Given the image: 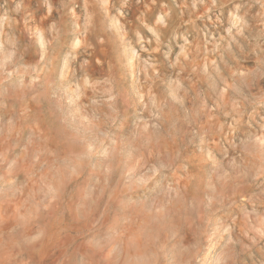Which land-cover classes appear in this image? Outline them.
Returning a JSON list of instances; mask_svg holds the SVG:
<instances>
[{
    "label": "rangeland",
    "instance_id": "1",
    "mask_svg": "<svg viewBox=\"0 0 264 264\" xmlns=\"http://www.w3.org/2000/svg\"><path fill=\"white\" fill-rule=\"evenodd\" d=\"M239 2L217 0L213 6L211 0H204L193 8V0H175L174 4L172 0H155L154 4L130 0L126 16L121 17L117 9L122 0H0V156L4 161L0 165L4 176L0 223L11 226L6 239L16 230L21 234L17 239L22 240L19 246L13 241L0 248V264H164L168 260L167 245L150 248L145 218L162 208L170 195L175 196V190L186 194L192 178L177 173L165 181L154 199H123L145 181L138 175L139 157L132 151V137L118 161L107 139L103 146L98 142L94 117L104 107L112 84L110 51L120 46L130 76L135 70L134 56H148L139 52L130 29L153 39L138 18L143 13L145 23L151 24L158 14L171 10L176 42L182 45L181 34L188 33V41L199 51L189 59L195 57L200 68L205 57L212 60L220 49L231 46L233 52L244 50L245 68L250 70L257 61H264V7L254 2L248 6L246 0L237 11ZM106 18L108 39L102 45L96 29ZM122 32L128 33L131 47L122 42ZM240 32L242 37L237 35ZM206 39L214 43L205 48ZM230 39L235 41L232 45ZM151 47H155L154 39ZM53 48L62 54L61 81L71 80L78 57L98 55L104 66L99 72L83 67L81 75L83 71L90 74L82 81L83 88L74 83L54 88L52 61L45 55ZM90 96L97 105L86 106ZM114 161L128 181L127 189L123 180H113ZM243 163L253 169L251 179L262 161L246 153ZM251 195L237 198L234 224L223 233L220 246L213 245L214 255L196 233L184 244L176 232L170 237L175 256L169 264H264V197L253 203Z\"/></svg>",
    "mask_w": 264,
    "mask_h": 264
},
{
    "label": "clouds",
    "instance_id": "2",
    "mask_svg": "<svg viewBox=\"0 0 264 264\" xmlns=\"http://www.w3.org/2000/svg\"><path fill=\"white\" fill-rule=\"evenodd\" d=\"M151 2L154 4L155 0ZM253 2L264 7V0H247L248 6ZM197 3H204V0H193L192 7L195 8ZM211 3L215 6L217 0H211ZM245 3L246 0H240L237 11ZM129 4L130 0H122L117 9L119 16H126L124 9ZM138 19L152 33L155 47H151L153 39H145L138 30L130 29L135 32L139 52L148 54L147 59H142L139 54L134 56L135 70L130 76L122 63L120 46L111 49L109 79L112 84L104 107L94 117L98 142L103 146L107 139L118 161L130 147L129 138L135 141L132 151L139 157L138 175L145 182L138 191L123 197L125 200L139 202L158 197L165 181H171L177 173L192 178L186 194L175 190V196L170 195L162 208H155L145 218L150 248L167 245L171 253L164 264H169L175 256V245L170 237L176 232H180L184 244L196 233L208 252L214 255L216 248L213 245L219 247L223 233L234 224L233 206L237 205V198L251 192L249 200L255 203L264 197V179H261L264 176V115H261L264 110V61H257L248 70L244 50L233 52L230 46L220 49L219 55L212 60L205 57L200 68L195 57L189 59L193 52L199 55V51L188 41V33L181 34L182 45L176 42L177 28L175 21H171V10L158 14L151 24L145 23L143 13ZM108 26L107 18L97 25L96 32L102 45L108 39ZM243 28L248 30L246 24ZM121 35L122 42L131 47L128 33ZM237 35L242 37L243 32ZM234 42V39L228 41L229 45ZM209 43L214 42L206 39L205 48ZM146 44L149 47H145ZM105 49L109 51L107 45ZM45 55L52 61L54 88L73 83L83 88L82 81L90 75L88 71L81 75L83 67L99 72L104 66V59L98 55L91 59L78 57L71 80L61 81L62 54L53 48ZM188 68L192 71H187ZM95 105L97 101L90 96L86 106ZM257 131L259 134L255 135ZM246 153L258 155L262 161L251 179L253 169L243 163ZM3 163L0 156V165ZM113 163L117 167L113 180L119 183L123 176L118 164ZM3 179L0 175V180ZM123 182L126 189L130 187L127 180ZM9 227L0 223V248L13 241L14 246L22 243L17 239L21 234L16 230L5 238Z\"/></svg>",
    "mask_w": 264,
    "mask_h": 264
},
{
    "label": "bare ground",
    "instance_id": "3",
    "mask_svg": "<svg viewBox=\"0 0 264 264\" xmlns=\"http://www.w3.org/2000/svg\"><path fill=\"white\" fill-rule=\"evenodd\" d=\"M149 9H150V8H149ZM34 12H35V11H34ZM46 16H47V15H46ZM41 25H42V24H41ZM39 26H40V25H39ZM35 27H36V25H35ZM34 29H35V28H34ZM40 29H41V27L39 28V31H40ZM39 31H38V32H39ZM41 31H42V30H41ZM36 32H37V31H36ZM36 34H37V33H36ZM43 34H44V33H43ZM38 35H39V34H38ZM38 35H37V36H38ZM38 38H39V37H38ZM40 39H41V37H40ZM44 39H45V38H44ZM38 40H39V39H38ZM38 42H39V41H38ZM46 42H47V41H46ZM40 43H41V42H40ZM77 43H78V42H77ZM76 45H77V44H76ZM45 46H46V45H45ZM42 49H43V48H42ZM44 50H45V49H44ZM44 50H43V51H44ZM98 53H99V52H98ZM93 54H94V53H93Z\"/></svg>",
    "mask_w": 264,
    "mask_h": 264
}]
</instances>
